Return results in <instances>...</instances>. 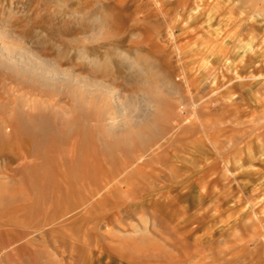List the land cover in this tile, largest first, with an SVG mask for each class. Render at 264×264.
Here are the masks:
<instances>
[{"label": "rangeland", "instance_id": "1", "mask_svg": "<svg viewBox=\"0 0 264 264\" xmlns=\"http://www.w3.org/2000/svg\"><path fill=\"white\" fill-rule=\"evenodd\" d=\"M248 1L0 0V264H264Z\"/></svg>", "mask_w": 264, "mask_h": 264}, {"label": "bare ground", "instance_id": "2", "mask_svg": "<svg viewBox=\"0 0 264 264\" xmlns=\"http://www.w3.org/2000/svg\"><path fill=\"white\" fill-rule=\"evenodd\" d=\"M179 2H187V3H190L192 0H178ZM195 1V3H197L198 5H200V4H204V0H194ZM166 3V2H165ZM164 4V3H163ZM180 4V3H179ZM162 7V6H161ZM178 8V7H177ZM172 10V9H171ZM174 10V9H173ZM176 11V10H175ZM168 13H169V11H168ZM169 20V19H168ZM177 20V19H176ZM178 21V20H177ZM181 24V23H180ZM172 28H174V26L172 27ZM187 30V29H186ZM184 28H182V29H180V32H181V34L182 33H186L187 31H186ZM251 31V30H250ZM172 33V32H171ZM223 34V33H222ZM173 36V35H172ZM187 38V37H186ZM186 38H185V40H186ZM252 39V38H251ZM187 42V41H186ZM184 49V48H183ZM229 49V48H228ZM222 52H219L218 53V59H219V62H221V60H222ZM221 56V57H220ZM231 66L232 65H230V64H227V68H231ZM230 80V79H229ZM249 155H251L252 156V153H251V151H250V153H249ZM97 194V193H96ZM167 202H170V201H167ZM171 203V202H170Z\"/></svg>", "mask_w": 264, "mask_h": 264}, {"label": "crops", "instance_id": "3", "mask_svg": "<svg viewBox=\"0 0 264 264\" xmlns=\"http://www.w3.org/2000/svg\"><path fill=\"white\" fill-rule=\"evenodd\" d=\"M250 3H252V0H249L248 1V4H250ZM252 24V27L254 28V29H256L257 27L255 26V24L254 23H251ZM254 71H255V69H254Z\"/></svg>", "mask_w": 264, "mask_h": 264}]
</instances>
